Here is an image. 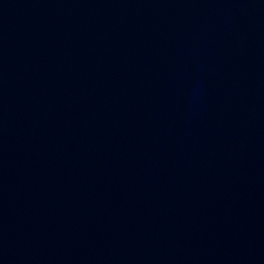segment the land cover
<instances>
[{
  "label": "water",
  "instance_id": "95a60500",
  "mask_svg": "<svg viewBox=\"0 0 264 264\" xmlns=\"http://www.w3.org/2000/svg\"><path fill=\"white\" fill-rule=\"evenodd\" d=\"M0 264H264V0H0Z\"/></svg>",
  "mask_w": 264,
  "mask_h": 264
}]
</instances>
